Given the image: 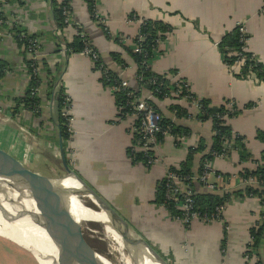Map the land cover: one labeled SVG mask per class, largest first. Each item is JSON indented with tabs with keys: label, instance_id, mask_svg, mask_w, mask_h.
I'll return each mask as SVG.
<instances>
[{
	"label": "crops",
	"instance_id": "crops-1",
	"mask_svg": "<svg viewBox=\"0 0 264 264\" xmlns=\"http://www.w3.org/2000/svg\"><path fill=\"white\" fill-rule=\"evenodd\" d=\"M0 8L8 33L16 27L40 43L39 111L21 109L14 114L29 85L26 58L24 48L11 35L0 39V148L27 167L31 158L60 157L61 142L70 169L122 219L137 228L161 256L164 253L162 257L168 264H255V255L247 259L245 253L250 244L249 232L264 214V206L257 199L232 198L222 221L205 224L194 220L188 227L171 219L163 206L153 204L154 189L166 169L183 163L187 150L196 147L199 139L208 145L211 142L212 124L198 121L195 103L183 98L158 101L142 90L141 98L151 100L163 119L188 128L191 134L180 146L175 145L172 136L164 137L156 148L157 162L153 167L133 164L127 150L135 118L119 117L115 94L103 85L101 73L83 55L68 52L65 44L72 42L75 28L80 27L103 65L136 89L137 67L126 48L134 51L139 22H129L127 17L134 13L139 19L161 22L170 32L159 43L149 68L171 81H185L197 99L207 100L213 107L225 101H233L238 108L253 104L229 124L235 134L244 138L247 151L258 161L264 153V84L253 76L238 79L237 68L225 65L218 45L242 23L248 51L264 66V0H98L97 11L109 33L121 38V45L106 38L83 0H71V25L62 32L54 22L50 0H0ZM56 36L65 42H59ZM171 72L176 77H170ZM60 89L72 105L74 135L69 146L60 140L56 105ZM172 105L184 108L188 117L175 118L169 110ZM25 152L29 157L24 156ZM200 157H195V171ZM46 158L48 168L32 171L57 176V165ZM243 167L254 170L255 164H239L234 150L227 158L211 162L222 181L230 180L231 191L244 188L239 175ZM197 191L205 190L197 187ZM259 254L264 260V246Z\"/></svg>",
	"mask_w": 264,
	"mask_h": 264
},
{
	"label": "trees",
	"instance_id": "trees-1",
	"mask_svg": "<svg viewBox=\"0 0 264 264\" xmlns=\"http://www.w3.org/2000/svg\"><path fill=\"white\" fill-rule=\"evenodd\" d=\"M83 1L88 7L91 19L95 21L93 15L98 0ZM70 2L71 0H62L60 2H58V0H50L53 19L58 31L60 32L64 31V29L67 27V24L65 23L66 17L63 15V12L64 9L70 11ZM135 18L138 20V16L134 13L129 14L127 17L129 21H133ZM100 27L103 29L107 39H111L115 43L121 45V42L118 37H113L105 26L100 25ZM12 32L14 33L15 42L21 48L24 49L27 48V43L25 39L18 37L19 33H25V36L28 37L27 39L35 38L33 35L27 34L25 31L20 30L16 27L12 29ZM82 32L83 30L78 27L77 33L80 34ZM169 32L170 29L161 22H154L143 19L141 25L139 26L138 34L133 41L135 47L140 49V53H136L126 48L127 53L131 56L137 67L135 76L137 88L129 89V91L132 92L135 97L141 98L142 90H146L147 92H149L151 96L158 101L164 100L166 98L181 99L186 97L187 101L195 103L198 106V121H210L212 124V137L210 144L208 145L204 139H199L196 147H191L187 150L185 161L181 163L178 167H169V170L175 173L178 177L188 179V181L186 182L187 184L191 183L195 190L194 210L201 216L205 215L207 217H210L214 213V209L217 206L223 204H230L232 198H255L259 201V204L261 206H264V153L261 155L260 160H254L251 154L247 151V148L244 144V138L240 135L235 134L229 124V120L239 116L244 110H249L253 108V104L246 105L243 108H238L233 101H225L222 105L213 107L211 106V103L209 101L197 99L191 93L185 81H182L177 78V81L173 83L170 78L166 77V75L164 76L155 74L149 68V63L158 51V43L164 41ZM56 38L59 39V42H65L63 37L56 36ZM65 46L67 47L68 52L80 54L84 49V39H82L79 35H76L73 38L72 42L65 44ZM218 47L221 54L223 55L225 65L228 68L233 67V65L235 64V54H240L241 56L245 57L246 63L240 69L239 74L236 75L238 79L242 80L253 76L256 81H258V83L264 84V66L258 61L255 56L252 55V53L241 51V48L243 46L242 43H240V36L237 27L232 33L226 35L223 38V40L219 43ZM23 53L26 58V64H29V61L26 56V51L24 50ZM100 62L101 61H99V63L97 62L94 66V69L96 71L98 70L97 68ZM118 63L120 64V66L123 67L121 62ZM1 70L2 69H0V79L3 77ZM170 74V77H176L175 72H171ZM107 76L109 77V80H107L106 78H102V83L105 87L111 88L120 84L121 80L115 75H113L110 71L107 73ZM53 82L54 79H51V84H53ZM37 84H40V81L38 79L31 80V82L29 81L28 89L24 94L23 99L20 101V105L16 107L14 114L18 113L21 109L30 110L33 112L37 111L40 102L36 96L34 97L31 95V90L34 89ZM177 85L181 87V90L177 96H174L173 94H176L178 90ZM58 93L59 94L58 99L56 100V105L59 115L61 139L62 142H65V140L67 139V135L65 133V128L62 125L63 121L60 113L64 101V91L60 89ZM114 94L116 98V105L119 109V117L125 118L131 113V111H129L128 107L126 106V92L121 91L119 93ZM148 104L151 105L156 111L155 106L151 100H148ZM169 110L177 119L188 117L187 111L178 105L170 106ZM161 128H169L170 135L174 138H186L191 134L188 128L176 126L167 119H162ZM262 139L264 141L263 136ZM136 140L137 136L133 135L131 146L136 145ZM158 140L162 142L163 138L158 135ZM174 141L176 146H180L181 142L177 141L176 139H174ZM225 143H229L231 150L237 152L239 157V164H255L254 170H250L244 167L241 168L239 175L244 180H247L249 178H255L257 180V185L245 186L242 190L239 191H217L214 193L203 191L202 193H199L197 191V187H203L202 185H194L192 183V178L197 175L199 176L202 173L204 164L206 162L213 161V159L215 158L213 154L217 156L226 154L228 156L229 151H223V145ZM127 153L133 164L145 165V160L142 154H134L131 152L130 148L127 150ZM197 155H200L201 157L198 164V168L195 171L193 170V164ZM215 174L218 175L217 173ZM164 186V180L161 179L154 189L153 204L155 206H163L168 212L171 219L180 218V211L175 210L172 204L165 201ZM220 219H222V216H220ZM249 236L250 244L248 245L245 256L254 257L255 255L257 259L255 264H264V260L259 254L260 248L264 246V214L260 215V220L250 230ZM251 252H254V254H252Z\"/></svg>",
	"mask_w": 264,
	"mask_h": 264
},
{
	"label": "built area",
	"instance_id": "built-area-1",
	"mask_svg": "<svg viewBox=\"0 0 264 264\" xmlns=\"http://www.w3.org/2000/svg\"><path fill=\"white\" fill-rule=\"evenodd\" d=\"M62 1V0H61ZM2 10L0 8V39H4L11 35V37L15 40L14 33H8L6 31L7 22L2 14ZM63 15L66 17L65 23L67 26L71 25L70 21V11L65 10L63 12ZM93 18L95 21L102 26H105L104 19L101 17L99 12L97 11V4L95 7V12L93 15ZM143 19L138 20L135 18L134 22H139V26L141 25ZM127 21H129L127 19ZM129 21V22H133ZM106 27V26H105ZM238 33L240 36V43H242V52H249L247 49V34L245 30V26L240 23L237 24ZM76 35H79L82 39H84V49L80 53L85 58L89 59L93 63V67L95 64L100 61L99 55L97 52L92 49L91 44L87 40L85 34L82 32L80 34L77 33ZM18 37L23 38L26 40L27 48L24 49L26 51V56L29 61V64H26V70L28 72V78L29 81L31 80H39V65L37 62V55L40 49V43L37 38H29L25 36V33L20 32ZM116 38V37H115ZM119 40H121L120 37H118ZM160 43V42H159ZM158 43V46H159ZM134 52L140 53V49L135 47ZM253 55V54H252ZM236 60L233 67L237 68L239 74L240 69L245 65L246 59L245 57L241 56L240 54H235ZM254 56V55H253ZM102 78H106L109 80V77L107 76V73L109 70L103 65V63L100 62L97 68ZM121 80V79H120ZM172 81L173 83L176 82ZM113 93H119L121 91L126 92L127 96V104L129 111L131 113L132 117L135 118V122L132 127V135L137 136L136 145L131 146V152L134 154H142L143 158L145 160V165H143L146 169H149L153 167L157 162V157L155 155L156 148L160 145V141L158 140V135H160L162 138L166 136H171L169 132V128H161V122H162V116L154 110V108L148 104V99L144 98H137L133 95L132 92L129 91L130 87L127 81L121 80L120 84L113 86L110 88ZM177 92L176 94H173L174 96H177L180 93L181 87L177 85ZM39 94V85L37 84L34 89L31 90V95L36 96L38 98ZM63 105L61 108V118L63 121V127L65 128V133L67 135V139L65 140L66 145H70L72 136L74 135V129H73V117H72V105L70 102L69 96L64 92L63 94ZM184 100H187L186 97L183 98ZM196 105V104H195ZM197 106V105H196ZM198 108V106H197ZM39 111V107L35 113ZM128 116V115H127ZM173 137V136H172ZM174 138V137H173ZM177 141L181 142L185 138H174ZM223 151H232L230 144L225 143L223 145ZM72 155L73 152H70ZM214 159H224L227 158L226 154H222L220 156H217L215 154ZM229 155V154H228ZM211 162H206L203 167L202 173L198 176H195L192 178V183L195 185H202L203 189L207 192L214 193L217 191L222 192H229L230 190V180H224L222 181L220 176L216 175L215 172L211 168ZM164 180V187H165V201L172 204L174 209L177 211H180L181 216L180 218H176V220H179L185 227H188L194 220H199L207 223L212 222H220L222 219H220V216L223 217V214L225 213V210L227 208V204H223L220 206H217L214 209V213L210 216H201L199 213H197L194 210V196H195V190L193 186L190 184H187L186 182L188 179L178 177L175 173L169 170V168L166 169L164 176L162 178ZM241 185L245 186H254L257 185V180L255 178H249L247 180H244L241 178ZM250 251V250H249ZM254 254V252H251ZM250 256H246L247 259H249Z\"/></svg>",
	"mask_w": 264,
	"mask_h": 264
},
{
	"label": "water",
	"instance_id": "water-1",
	"mask_svg": "<svg viewBox=\"0 0 264 264\" xmlns=\"http://www.w3.org/2000/svg\"><path fill=\"white\" fill-rule=\"evenodd\" d=\"M59 153L62 174L46 176L27 169L0 148V180L17 185L33 202L35 224L46 232L56 249V260L52 264H91L87 253L91 248L82 233L69 216L59 212L49 197L52 191H67L72 188H77L89 201L91 207L103 214L106 219V223H101L103 229L110 231L118 238L135 262L168 264L132 226L70 169L61 142ZM45 259L49 260L46 256Z\"/></svg>",
	"mask_w": 264,
	"mask_h": 264
},
{
	"label": "bare ground",
	"instance_id": "bare-ground-1",
	"mask_svg": "<svg viewBox=\"0 0 264 264\" xmlns=\"http://www.w3.org/2000/svg\"><path fill=\"white\" fill-rule=\"evenodd\" d=\"M49 197L62 215L72 219L79 231L83 229L86 220L106 223L103 214L90 207L86 197L77 188L52 191ZM34 212L33 202L20 187L0 180V238L32 254L41 264H52L56 260L55 246L46 232L35 224ZM102 235L108 253L116 264H138L113 233L103 229ZM87 253L91 264H111L91 249Z\"/></svg>",
	"mask_w": 264,
	"mask_h": 264
},
{
	"label": "rangeland",
	"instance_id": "rangeland-1",
	"mask_svg": "<svg viewBox=\"0 0 264 264\" xmlns=\"http://www.w3.org/2000/svg\"><path fill=\"white\" fill-rule=\"evenodd\" d=\"M29 155L30 154H28V152H25L24 154L25 157L26 156L29 157ZM11 157L17 160L21 165L26 167L25 164H23L21 161L16 159L14 156L11 155ZM46 157H42V159L41 157H39L40 159L31 158L30 163H28V166L26 168L31 171L35 169H41L43 167L44 169L48 168L46 166H48L49 161L44 160V158ZM46 159L51 160L53 163L57 165L58 171L56 172L58 173L55 172V174L61 175L63 172V169L61 166L60 157L56 156V158H52V159L47 157ZM44 163H46V165L43 166L42 164ZM89 206L91 207L90 203H89ZM134 229H136L137 231V228H134ZM102 231H103V226L101 224L97 223L94 220H86L85 223H83V229L80 232L82 233L88 246L95 253L106 258L111 264H116L115 259L108 253L107 245L103 241ZM147 236L149 237V235ZM161 254L163 257L165 256L164 253L161 252ZM0 264H41V263L32 254H29L25 250H22L18 248L17 246H15L14 244L0 238Z\"/></svg>",
	"mask_w": 264,
	"mask_h": 264
}]
</instances>
